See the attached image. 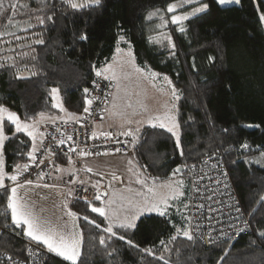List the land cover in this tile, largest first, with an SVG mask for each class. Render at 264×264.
Listing matches in <instances>:
<instances>
[{
  "label": "trees",
  "instance_id": "1",
  "mask_svg": "<svg viewBox=\"0 0 264 264\" xmlns=\"http://www.w3.org/2000/svg\"><path fill=\"white\" fill-rule=\"evenodd\" d=\"M12 2L26 3L30 10L42 9L38 12L45 13L46 17L54 14V23L46 20L47 27L41 33L45 43L32 53L37 59L29 56L23 61L40 74L18 80L9 70L0 71V104L15 111L21 120H35L41 113L55 114L50 97L54 87L60 90L65 108L81 115L85 107L83 89L91 86L96 70L113 59L121 28L126 40L131 42L137 65L168 76L179 90L181 98L175 102L183 155L176 149L170 133L151 124L141 128L133 152L137 165L153 180L169 179L174 169L184 168L188 182L187 212L167 217L148 214L137 222L136 230H119L118 234L125 235L141 249L153 248L156 255L163 254L169 264H264V240L257 236V229H264V205L257 204L264 196V167L247 162L250 156L264 151V24L259 21L260 13L264 12V0H241L239 6L225 9L206 0L210 3L208 13L186 21L187 31L183 34L169 22L161 32L172 36L176 44L175 58L169 56L167 48L149 42V37L158 34L150 29V21L146 19L150 11H166L174 0H102L100 6L85 12L67 10L58 0H44L43 4L40 0H4L5 7ZM190 8L185 6L177 12L190 11ZM17 11L24 14L25 10ZM85 33L88 40H79V35ZM121 46L128 48L124 42H120ZM209 57H214L215 61H210ZM247 124L260 127H244ZM11 127L14 132V126ZM6 132L11 135L7 125ZM21 141L26 146L21 145ZM31 143V138L23 133L6 142L4 158L8 173L13 172L15 164L28 161L26 155L21 157L17 152L27 153ZM244 143L250 148H241ZM211 153H219L224 159V167L249 219V230L233 241L214 244L196 239L188 241L181 236L168 243L170 251L164 252L159 241L163 239L167 243L177 227H187L184 218L191 216V184L186 171ZM57 164L60 169L67 164L71 166L61 161ZM54 173L55 170L53 183L49 185L63 186L61 181L56 183ZM67 182L66 187H69L71 183ZM5 205L6 197L0 192V211ZM69 207L80 217L87 215L98 223L102 220L98 214L90 212L83 200L72 198ZM253 209L256 211L250 215ZM6 223L7 228L1 226L0 249L24 258L28 238L17 235L18 230L12 229L10 214ZM78 224L83 241L77 264H164L115 237L108 240V234L82 218ZM101 235L105 236L106 246L99 244ZM221 257H224L222 261ZM47 264L71 263L56 256L49 258Z\"/></svg>",
  "mask_w": 264,
  "mask_h": 264
},
{
  "label": "snow or ice",
  "instance_id": "2",
  "mask_svg": "<svg viewBox=\"0 0 264 264\" xmlns=\"http://www.w3.org/2000/svg\"><path fill=\"white\" fill-rule=\"evenodd\" d=\"M102 0H62V3L67 6V8L71 9L74 12H83L89 9H94L101 5ZM213 3H215L219 8L225 9L226 7L236 5L239 6L241 0H212ZM40 3L43 4L44 0H40ZM185 6H191L190 11H182L177 12L178 9H183ZM18 9H23L24 14H28L30 11L28 4L26 3H18V2H12L5 7L4 0H0V15H7L9 11L15 13ZM42 9H38L35 11H39ZM210 10V3L206 2V0H174L173 3H169L167 5L166 11L167 13L171 14L170 21L168 19H165L163 15L160 14L159 9L150 11L146 19L151 20L153 17H157L159 15V19L161 20V23L157 25V28H165L169 22L172 25H175L177 27V31L179 33H186L187 28L185 27V22L190 21L193 18H198L201 15L207 14ZM257 11L259 12V5H257ZM32 19L31 15H29V21ZM36 21L40 25L45 24V17L37 15L35 17ZM47 21L54 23V14L53 15H47L46 17ZM259 21L264 24V12H261L259 15ZM8 24H11L13 27L19 26L18 22H14L12 17H8ZM8 24L4 25L5 30L0 31V37L4 36H13L16 40H20V36H16L15 32H9L6 29L8 28ZM34 25L30 22L26 23V27H23L22 30L26 31L27 29L33 28ZM123 29L121 28V34L118 35L117 39V47H116V53L121 55H127L129 59V63L133 65L135 68V71L145 74L146 76L150 77L153 80H156L161 77V74L152 71L150 68L147 70L145 68H141L139 66L135 65V57L132 54L131 48V42L126 40L125 36L122 34ZM81 41L88 40V35L81 34L78 37ZM120 42H124L128 45L127 53L124 52V49L119 47ZM149 42L152 44L159 45L161 47L167 48L169 51V56L171 58L176 57V44L173 42L172 36L170 34H165L163 32L159 33L155 37H149ZM0 43L3 44H9L10 41L0 40ZM45 41L43 39H36L35 44L37 45H43ZM25 47H31V44H26ZM32 52H35V49H32ZM17 55L22 56H31L33 60L37 59V56L32 55L29 52H24L22 54L18 53ZM209 60L214 62V57H209ZM4 61H11V64L5 63ZM17 64V60L12 56L7 57H0V68L8 69V68H15ZM193 68H195V64H193ZM25 71H28L27 68H25ZM111 73V75H106L107 73ZM40 73L36 71H29V75L25 77L21 72L17 71L15 78L17 79H25V78H31L39 75ZM95 75L97 77H102L105 80H117L118 77L116 75L115 69L113 68L112 64H106L103 68L97 69L95 72ZM163 81L168 85L169 92L171 95V99L174 101H179L181 98V95L179 93V90L175 88V86L172 84V81L170 78L166 75L162 77ZM93 85L96 87H99L98 84H96V81H93ZM60 90L58 88H52L50 91V97L52 99V107L60 109L61 111H66L64 109L62 102L60 101L59 96ZM83 92L85 94L84 96V104L86 105L83 108V112L85 114L90 113V106L93 104V100H99L100 97H93L89 98L91 93L89 88H84ZM115 99L116 97H113V108H115ZM131 106V105H129ZM175 113V114H173ZM43 118V113L40 114ZM113 115H120V113H113ZM179 111L175 104L171 106V108L164 113L163 116H155L149 119L148 123L151 124L152 127H159L160 129L166 130L168 133L171 134L172 137H174L175 140V147L177 150H179L180 155H183V150L181 148V132H180V122L178 119ZM73 119L78 120L79 118L72 116ZM28 118H26L27 120ZM192 117H189V121H192ZM158 121L157 123H153L152 121ZM7 122V131L11 132V135L6 134V124ZM55 122L54 120L52 121ZM37 123H28L26 121H22L20 119V116L14 112L11 111L8 107L0 104V192L4 194L6 197V205L3 208V211H0V226L3 228H7L8 224L6 221L9 218L11 219V225L12 229L18 230L16 232L17 235H23L28 238V241L30 243V246L27 248V252L29 256L33 255V248L36 249L38 252L41 248L46 249L50 253H54L66 261L71 262V264H77V261H79L81 257V244L83 240L82 233L78 231V225L76 224V221L79 219H83L86 223L92 225L96 229H100L103 233L108 234L107 239L111 240L112 238H116L120 241H124L129 247L136 248L137 250L141 251L142 253H145L148 256H152L154 259L158 261H163L164 264H169V261L165 259V256L163 254L157 256L156 253L153 251V248H143L141 249L139 245L134 244V242L130 239H126L125 235L118 234L119 230H123L124 232L134 231L138 227V221L141 219V217L155 213L161 217H167L169 215V210L171 208L175 207L174 201L178 200L181 196L184 195L182 191H180V188L183 185V181H175V187H173V184H161V189H167L165 192H160L157 190L155 183L152 187H147L146 182L139 177H137V183H140L142 185H145L147 187V194L145 193H137L138 196L142 197L143 203L136 202L133 203L132 201H129V204L132 206L134 211L130 212L128 215H120L116 210H113L111 205L115 203L114 200H107L105 201V198L109 195L108 192H100L95 191L92 195V199H88L87 196H77L76 200H83L88 209L91 213L98 214V217L102 218L101 222L98 223L96 219H89V216L85 215L83 217H80L76 212L72 211L71 209H68L67 203H64L63 208L67 209L65 212V216L70 218L69 220L58 218V221L62 222H53L47 219L42 218L40 215L36 213L34 210V205L28 198L27 194H22V190L26 188V186L33 185V181L30 179H23V173L27 172L28 169L34 165L37 164H45L44 159H39L37 161V153L42 151H51V148L43 149L44 140L41 139L40 144L41 147L37 146V136H44V133H39L37 129ZM126 123L130 124L131 121H126ZM188 123L187 121L185 122ZM14 126V132H12V127ZM244 127H254L259 128L260 125H244ZM59 131V129H57ZM139 129H136L133 131L132 128H128L126 131L122 132L121 135L125 137H130V140H125V144H131L133 149L135 148L137 142H138V133ZM224 132H228V129H223ZM26 134L27 137L31 138V149L27 153L23 152H17V155L23 157L27 156L29 159V163L25 164H15L14 170L10 174L5 170V144L6 142H11L13 138L16 137L17 134ZM101 135L105 136L106 138H111L112 133H102ZM92 138H97V134L93 132ZM55 139V137H53ZM68 141L73 140V136L69 135L67 136ZM118 142V141H117ZM21 145L26 146L24 144V141L20 142ZM58 146L64 145L65 140L61 139L57 141ZM241 148L247 150L250 148V145L247 143L241 144ZM70 152L76 153L77 152V146L73 145L70 149ZM114 152H121V148H114ZM104 155L110 154L109 152L103 153ZM79 157H88L92 155H101L99 152H93V151H87L85 149H80L78 152ZM215 155V153H213ZM261 157L264 158V152L261 153ZM211 158V157H210ZM69 162L71 163V157H69ZM255 163L259 164L260 160H255ZM131 163V161H130ZM235 163V161H233ZM61 169L57 168V171H60ZM86 172H92V168L85 167L83 169ZM181 168L177 167L173 170L172 175L175 176L177 173L181 172ZM226 175V173H224ZM97 175H100L99 173ZM44 178V174L41 173L40 179ZM113 179H116L115 175L113 174ZM10 181V184H6L5 181ZM73 184H80L83 185V181H71ZM99 182L97 184L93 185L94 188H99ZM36 187H40V185H36ZM43 187H54V185H48L44 184ZM83 192H87V188L82 189ZM68 196H73L72 192H68ZM94 202H100L101 206H95ZM257 204L264 205V196H261L259 200L257 201ZM185 208H187V205H184ZM202 207V206H201ZM179 211V209H176ZM237 211L239 212V208H237ZM256 209H253V213H250V215L254 214ZM187 221L188 226L184 228H176V233L169 237L168 242L166 243L165 240L161 239L159 241V244L163 246V251L168 252L170 249L168 248L167 244L174 242L178 237H183L187 239L188 241H194V231L195 227L191 224V217H185L184 218ZM106 223V226H102ZM245 223H248L245 221ZM173 227H176L173 225ZM250 227V225H249ZM240 232L244 231V229H240ZM239 234V232L237 233ZM222 235L227 236L226 233H222ZM257 236L259 239L264 240V229H257ZM203 238V237H201ZM209 244H214L216 241H213L212 239H209L207 241ZM99 244L102 246H106V239L104 235H101L99 237ZM115 251V250H113ZM109 256L112 255V252L107 253ZM225 255H227V251H225ZM8 260H11L12 257L8 256ZM221 261L224 259V257L220 258ZM23 264V262H21Z\"/></svg>",
  "mask_w": 264,
  "mask_h": 264
},
{
  "label": "built area",
  "instance_id": "3",
  "mask_svg": "<svg viewBox=\"0 0 264 264\" xmlns=\"http://www.w3.org/2000/svg\"><path fill=\"white\" fill-rule=\"evenodd\" d=\"M93 81H96L99 87L93 85ZM93 81L89 87L91 93L89 98L100 97V99H94L93 104L90 106V113L85 114L83 112L78 120L56 119L54 123L52 121L46 123L45 127L40 130V133H44L40 141L41 139L44 140L43 149L50 147L51 151L38 152L37 161L42 158L45 160V164L37 162V164L32 165L27 172L22 174L23 179H30L34 183L52 184V173L60 161L69 163L78 176L81 177L82 174L86 173L83 169L87 167V161L89 160L110 156L134 157L131 144L124 143L125 140H130V137L121 135L122 132L114 127H109L105 131L97 129V126L105 118L113 81L105 80L96 75ZM93 132L97 134L95 139L92 138ZM108 132L112 133L111 138L101 135ZM69 135L73 136L72 141L67 140ZM61 139L65 140V144L58 146L57 141ZM73 145L77 146L76 153L69 151ZM38 147H41V144ZM114 148H121V152H114ZM80 149L99 152L101 155L81 158L78 155ZM105 152L110 154L104 155ZM69 157H71V163ZM26 163H29V159ZM186 172L191 184V224L198 226L195 227L194 231L195 239L201 243L209 244L207 243L209 239L216 241V243L233 241L247 233L250 225L249 219L238 198L228 170L224 167L222 155L219 153L205 155L196 163L190 165ZM41 173L44 174L43 179H40ZM180 173H177L176 176ZM62 184L64 186L69 185L67 180L63 181ZM71 186L74 188L73 198L75 199L77 196H87L88 199H92L95 191L105 192V189H96L86 184L72 183ZM83 188H87L88 191L83 192ZM237 208H239V212ZM245 221L248 223H245ZM240 229H244V231L240 232ZM238 232L239 234H237ZM2 233L3 228L0 226V237ZM222 233H226L227 236L222 235ZM29 246L28 241L27 248ZM33 253L29 256L26 249V256L22 258L5 253L0 249V264H21V262L23 264H47L49 258L56 257L44 248H41L38 252L33 248ZM8 256H11L12 259L8 260Z\"/></svg>",
  "mask_w": 264,
  "mask_h": 264
},
{
  "label": "rangeland",
  "instance_id": "4",
  "mask_svg": "<svg viewBox=\"0 0 264 264\" xmlns=\"http://www.w3.org/2000/svg\"><path fill=\"white\" fill-rule=\"evenodd\" d=\"M160 14L163 15L165 19H168L170 21L171 14L170 16H168L169 13L163 10L160 11ZM149 21H150V29L156 34L161 33L162 28H157V25L161 23V20L159 19V15L157 17H153ZM120 48L124 49V52L127 53L128 48H125L123 46H121ZM129 59L130 58L126 54L121 55L115 53L113 59L108 63L113 65V68L115 69L118 79L112 80L113 85L111 88V92L106 107V115L103 121L105 122L106 127L111 126L121 132L126 131L128 128H132L133 131L139 129L137 133L138 135L139 132L141 131V128L149 124L148 121L150 118L155 116H163L164 113L168 111L173 104L176 105V102L171 99L168 85L162 79L163 76H161L156 80H153L150 77L146 76L145 74L135 71L133 65L128 62ZM135 65L138 66L136 60H135ZM106 75H111V73L109 72ZM114 96L116 97L115 108H113ZM60 101L62 102L61 96H60ZM63 107L64 109H66V111H61L60 109L55 108L57 111L55 114L52 115L43 114V118L40 115L35 120L26 121V122L28 123L38 122L37 129L38 132L40 133V130L43 127H45L46 123L50 121L56 119L75 120L72 118V116H75L77 118L80 116L70 112L67 108H65L64 105ZM114 112L120 113V115H113ZM126 121H131V123L128 124L126 123ZM152 122L158 124V121L153 120ZM5 124L7 125V122H5ZM247 125H253V124H247ZM249 128H253V127H249ZM6 134L8 135L7 132ZM262 152L264 151H261L247 158L248 164L255 163L254 162L255 160H260V163L258 165L264 167V158L261 157ZM119 157L122 156H118V157L110 156L109 158L101 157V159L87 161V165L89 163L90 167L95 168L97 171L101 172L104 175V177H107L104 182L100 183L99 189H105L108 191V187L113 186L112 184H115L114 183L115 180L113 178H109L110 180L108 179V177H113V175H109L110 173L117 174L116 169H120L118 171L123 173L124 187L120 190L119 193L116 194L115 199H112L115 201V203L111 205L113 210H116L122 216L128 215L130 214V212L134 211L132 206L129 204V201H132L133 203L136 202L143 203L142 197L138 196L137 193L147 194V187H152L154 183L156 185L157 190L163 193L167 191V189H161L160 188L161 184H173V187H175V183H174L175 181H183V185L180 188V191H182L184 195L181 196L178 200L174 201L175 207L169 210V215L171 214L183 215L187 212V208L184 207L185 204L187 205L186 200H187V189H188V182L186 180L185 173L181 172L180 175L178 176L172 175L169 179L167 178L163 180H153L151 177H149V175H147L143 171L142 168H140L137 165L134 157L131 158L128 156H124L129 158L131 163L128 159L119 158ZM121 164H123L124 167H122ZM70 168L71 167L67 165L64 167L63 171L65 172L70 171ZM75 177H77L78 181L82 180L81 179L82 176L79 179V176L75 174ZM137 177L144 180L146 182L147 187L145 185L137 183ZM58 180H59V176L56 177V183L60 182V180L59 181ZM107 181L109 185L107 184ZM71 185L72 184H70V186ZM67 191L69 190L59 188L57 186L45 188L41 185L40 187H36V185L33 184L31 186H26V188L22 190V194L24 193L27 194L28 198L34 205V210L36 208L40 213L41 211L50 210L51 208L58 209V206H60L61 208H59L60 210L57 211L56 217L70 221V218L65 216V212L67 211V209L64 210L63 208L64 203H67L68 209H70L69 203L72 197H69L67 195ZM95 206H101V204ZM176 209H179V211H177ZM55 210L56 209H54V211ZM53 214L54 212L52 213V215L50 212L46 213V215L49 216L48 219L51 217L53 218ZM56 222H62V221L57 220ZM76 224L78 225V221H76Z\"/></svg>",
  "mask_w": 264,
  "mask_h": 264
},
{
  "label": "flooded vegetation",
  "instance_id": "5",
  "mask_svg": "<svg viewBox=\"0 0 264 264\" xmlns=\"http://www.w3.org/2000/svg\"><path fill=\"white\" fill-rule=\"evenodd\" d=\"M58 3L61 7H65L67 10H71L62 3V0H58ZM35 10L36 9L30 11L27 15L19 13L18 11H16L15 13L10 11L7 13V15H2L0 19V31L5 30L4 25L8 24V17L11 16L14 22H18L19 26L13 27L11 24H8V28L6 30L9 32H15L16 36H20L21 39L16 40L13 36L10 35L0 37V40L11 42L9 44L0 43V57L12 56L17 60V64L15 68H8V69L0 68V71L9 70L14 76H16L17 71L22 73V71H24L25 68H27L28 71H32L31 69H29L30 68L29 65L23 62L29 56H22L17 54L18 53L22 54L24 52H29L32 54L33 53L32 49L36 50V48L38 47V45L35 44V40L41 39V33L47 27L46 22L44 25H40L35 19L37 15H40V16H44L46 21L47 20L46 14L39 13L38 11ZM29 15H31L32 17V19L29 22L32 23L34 27L24 31L22 30V28L26 27L27 22L22 23L21 21L29 20ZM48 15H53V14L49 13ZM26 44H31V47H25ZM4 62L11 64V61H4ZM18 80H23V79H18Z\"/></svg>",
  "mask_w": 264,
  "mask_h": 264
},
{
  "label": "crops",
  "instance_id": "6",
  "mask_svg": "<svg viewBox=\"0 0 264 264\" xmlns=\"http://www.w3.org/2000/svg\"><path fill=\"white\" fill-rule=\"evenodd\" d=\"M104 122V121H103ZM103 122H101L98 126H97V129L98 130H103V131H105L107 128H109V127H106V125H105V122L103 123ZM111 127V126H110ZM38 137V139H37V146H39V144H40V138H41V136H37ZM109 158V157H108ZM119 158H125V159H128L129 161H130V159L129 158H127V157H124V156H122V157H119ZM99 159H101V158H99ZM94 160H96V159H94ZM92 161V160H91ZM68 165V164H67ZM58 164L55 166V175H56V177L57 176H59V180L61 181V183L63 182V181H66V180H69V183H71V181H73V180H77V177H75V174H74V171H73V169H72V167L70 168V171H67V172H65V171H63L64 170V168L63 169H61L60 171H57V168H58ZM121 166L122 167H124V165L123 164H121ZM87 167H90L89 166V163H88V165H87ZM90 168H92V167H90ZM60 169V168H59ZM92 172H86V173H84L83 175H82V180L81 181H83L84 182V184H86V185H91V186H93V185H95V183L97 184V182H99V185H100V183H102V182H104L105 180H106V178L107 177H104V175L101 173V172H99V171H97L95 168H92ZM117 170V174H115V173H110L109 175H115V177H116V179H114L115 180V184H112L113 186H109L108 187V191L107 190H105L106 192H108V196L105 198V201H107V200H109V199H115V196H116V194L117 193H119L120 192V190L124 187V185H123V173H121V172H119L118 170H120V169H116ZM100 174V175H97V174ZM109 178H113V177H108V179ZM97 180V181H96ZM110 180V179H109ZM5 183L6 184H10L11 182L10 181H5ZM34 185H41V186H43L44 184L43 183H33ZM72 184V183H71ZM107 184H108V181H107ZM49 185V184H48ZM109 185V184H108ZM54 186H57V187H59V188H63V189H68L69 191H67V195H68V192H72L73 194H74V188L72 187V186H69V187H66V186H60V185H54ZM100 188H103V187H100ZM72 198H73V196H71ZM69 205H70V203H69ZM59 208H61L60 206H58V209L57 208H51L50 210H45V211H41V213L35 208V211H36V213L38 214V215H40L42 218H44V219H48V217L49 216H47L46 215V213L47 212H50L51 213V215H52V213L54 212V214H53V218L51 217V218H49L48 220H50L51 219V221H57L58 220V218L56 217V214H57V211H59L60 209ZM54 209H56L55 211H54ZM65 210V209H64ZM78 221V220H77ZM70 222V221H69ZM70 224H71V222H70ZM78 226H79V224H78ZM78 231L80 230V232H81V229H80V227H79V229H77ZM83 241V240H82ZM81 247H82V244H81ZM54 254V253H53ZM54 255H56V254H54ZM57 257H59V258H61V259H63L62 257H60V256H58V255H56ZM63 260H65V259H63ZM69 262V261H68ZM71 263V262H70Z\"/></svg>",
  "mask_w": 264,
  "mask_h": 264
},
{
  "label": "water",
  "instance_id": "7",
  "mask_svg": "<svg viewBox=\"0 0 264 264\" xmlns=\"http://www.w3.org/2000/svg\"><path fill=\"white\" fill-rule=\"evenodd\" d=\"M21 22H22V23H23V22H29V20H23V21H21ZM22 74H23L25 77H27V76L29 75V71H25V70H24V71H22ZM27 79H30V78H25V79H23V80H27ZM180 168L182 169V170H181V172H182L184 168H183L182 166H180ZM179 173H180V172H179Z\"/></svg>",
  "mask_w": 264,
  "mask_h": 264
}]
</instances>
